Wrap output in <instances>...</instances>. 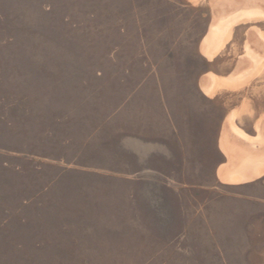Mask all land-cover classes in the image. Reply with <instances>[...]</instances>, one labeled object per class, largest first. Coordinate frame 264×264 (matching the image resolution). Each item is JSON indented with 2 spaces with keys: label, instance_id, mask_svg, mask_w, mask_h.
<instances>
[{
  "label": "rangeland",
  "instance_id": "rangeland-1",
  "mask_svg": "<svg viewBox=\"0 0 264 264\" xmlns=\"http://www.w3.org/2000/svg\"><path fill=\"white\" fill-rule=\"evenodd\" d=\"M255 1L0 0V264H264V175L218 174L264 119Z\"/></svg>",
  "mask_w": 264,
  "mask_h": 264
},
{
  "label": "bare ground",
  "instance_id": "bare-ground-1",
  "mask_svg": "<svg viewBox=\"0 0 264 264\" xmlns=\"http://www.w3.org/2000/svg\"><path fill=\"white\" fill-rule=\"evenodd\" d=\"M257 3H259V1ZM254 6L256 5L254 4L251 7V11L250 9L249 10L246 9V11L243 9L244 11L242 12V9H241V11L239 12H242V13L240 14L234 13L235 15L233 14V16L232 14L231 15L229 14L231 17L229 18L227 17V19H224L225 18L224 17L223 20H221L218 24H215L213 26L211 25L212 27L209 32V35H207L204 38L203 45H202V51L209 58L215 57L217 53L219 52V50L225 45L226 34H228L229 30L234 26L236 22L239 23L238 21L241 19V17L242 19H244L243 16L255 17V15L262 14V12L253 11L252 8ZM261 53L263 54V52ZM262 56L264 55H261V57ZM256 57L253 56V59L256 61V64H258L260 59L258 58L259 56H256ZM226 84H228V82L227 80H225V78L223 79L222 77H219L213 73L208 74L207 77H205L202 80L203 90L209 96H212L214 93H216L217 89L221 85H226ZM236 116H237L236 112H232L228 116L227 124H226L227 126H225L224 128L223 135H222L223 139L221 141V148L228 155L230 159V163L229 164L223 163L219 167V170H218L219 177L222 181L233 183V184L251 181L255 178H258L264 175V151H260V153H258L259 151L256 152L251 149L257 143L264 144L263 142L264 141V119L262 120H260L261 118L259 119L256 125L258 129V134L256 136H252L236 123V120H235ZM232 136H235L238 140L233 139ZM232 143L234 146H231ZM239 157L240 159L237 161V164L233 163L235 158H239ZM232 163H233V166H231Z\"/></svg>",
  "mask_w": 264,
  "mask_h": 264
},
{
  "label": "crops",
  "instance_id": "crops-1",
  "mask_svg": "<svg viewBox=\"0 0 264 264\" xmlns=\"http://www.w3.org/2000/svg\"><path fill=\"white\" fill-rule=\"evenodd\" d=\"M154 150L153 149H151V154H152V152H153Z\"/></svg>",
  "mask_w": 264,
  "mask_h": 264
}]
</instances>
